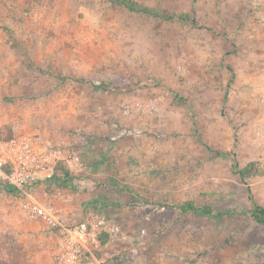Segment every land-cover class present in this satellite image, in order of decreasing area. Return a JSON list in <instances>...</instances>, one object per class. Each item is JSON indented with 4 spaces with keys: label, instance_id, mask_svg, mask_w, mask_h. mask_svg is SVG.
<instances>
[{
    "label": "rangeland",
    "instance_id": "rangeland-1",
    "mask_svg": "<svg viewBox=\"0 0 264 264\" xmlns=\"http://www.w3.org/2000/svg\"><path fill=\"white\" fill-rule=\"evenodd\" d=\"M118 1L0 0L1 133L82 161L37 199L118 224L103 264H264V0ZM54 239L0 181V264H53Z\"/></svg>",
    "mask_w": 264,
    "mask_h": 264
},
{
    "label": "built area",
    "instance_id": "built-area-1",
    "mask_svg": "<svg viewBox=\"0 0 264 264\" xmlns=\"http://www.w3.org/2000/svg\"><path fill=\"white\" fill-rule=\"evenodd\" d=\"M260 104L263 116L254 133L264 164V89ZM61 164L70 175L82 169L80 156L65 152L58 142L28 132L5 137L0 131V181L21 200L24 214L39 219L55 235L53 264H103L99 256L105 245L102 241L119 239V225L90 212L77 223H65L53 205L41 203L35 195L44 181L62 177Z\"/></svg>",
    "mask_w": 264,
    "mask_h": 264
},
{
    "label": "trees",
    "instance_id": "trees-1",
    "mask_svg": "<svg viewBox=\"0 0 264 264\" xmlns=\"http://www.w3.org/2000/svg\"><path fill=\"white\" fill-rule=\"evenodd\" d=\"M122 6L130 9V10H135V11H139L142 13H149L151 15H155L156 12L154 10H149L148 8L145 7H139L136 6L135 4H133L130 0H119L118 1ZM5 137H9L7 135L2 134ZM11 136V135H10ZM62 173V177H54L60 180H68L69 179V173L66 170V168H63L60 170ZM238 174L241 176L242 180H244V172L241 170H238ZM8 191L12 192L10 189L7 188ZM248 190V195H247V199L249 201V203L251 204V208L249 210V215L252 219H254V221L258 224H262L264 225V206L262 204H259L257 202L254 201L253 199V195L250 191V188L247 189ZM179 210L181 212H201L203 214H206L207 216H213L212 210L210 207L208 206H203V207H196L191 201H187L182 203L181 205H179ZM226 214V212H222L219 211L217 213L218 216H224ZM103 244H105L106 240L103 239Z\"/></svg>",
    "mask_w": 264,
    "mask_h": 264
}]
</instances>
